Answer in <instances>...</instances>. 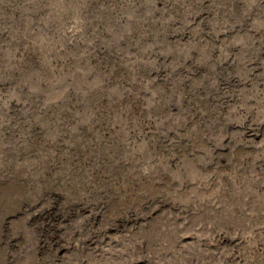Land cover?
Wrapping results in <instances>:
<instances>
[{
	"label": "rangeland",
	"instance_id": "374dc122",
	"mask_svg": "<svg viewBox=\"0 0 264 264\" xmlns=\"http://www.w3.org/2000/svg\"><path fill=\"white\" fill-rule=\"evenodd\" d=\"M0 264H264V0H0Z\"/></svg>",
	"mask_w": 264,
	"mask_h": 264
}]
</instances>
